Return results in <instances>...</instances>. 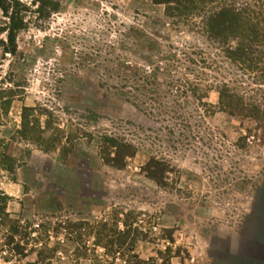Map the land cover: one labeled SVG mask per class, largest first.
Segmentation results:
<instances>
[{
	"label": "rangeland",
	"instance_id": "374dc122",
	"mask_svg": "<svg viewBox=\"0 0 264 264\" xmlns=\"http://www.w3.org/2000/svg\"><path fill=\"white\" fill-rule=\"evenodd\" d=\"M21 1L16 51L0 47V139L16 162L0 189L39 239L20 256L0 224V264L217 263L264 209V38L241 64L227 56L238 39L217 43L169 3L59 0L38 17ZM228 1L264 22V0ZM219 91L244 107L226 111ZM104 137L130 152L122 166Z\"/></svg>",
	"mask_w": 264,
	"mask_h": 264
},
{
	"label": "trees",
	"instance_id": "16d2710c",
	"mask_svg": "<svg viewBox=\"0 0 264 264\" xmlns=\"http://www.w3.org/2000/svg\"><path fill=\"white\" fill-rule=\"evenodd\" d=\"M156 3H169V9L179 11L178 16H198L204 27V31L209 38L217 43H225L229 37L238 39L236 48L227 50V56L234 61L244 64L248 57L247 55L256 51L255 43L259 41L260 37L264 38V22L259 20L257 16H252L248 7L237 8L235 4L226 0H154ZM34 4H38L34 12L38 17L49 16L51 12H56L59 6V0H32ZM247 6V5H245ZM30 10L21 0H0V47L4 54L13 55L16 51V36L18 32L26 26L27 13ZM257 15H259L257 13ZM259 43V42H257ZM235 95H230L226 91H219L220 107L226 109L230 113L236 111V107L242 104L241 99L237 100L236 104L232 102ZM229 97V99H227ZM239 101V104H238ZM32 109L23 107L21 112L20 129L16 133L21 137L22 135H29L37 123L36 118L30 117ZM105 142L110 147L114 148L113 157L108 161L115 167L122 166V161L125 157L131 156L130 152L124 146L119 147L113 145L112 138L104 137ZM7 144L4 139H0V175L1 172L6 171L13 173L16 167L14 158L7 151ZM9 196L0 189V224L7 225L9 233L6 235V244L13 250L14 253L20 256H26L24 250L26 249V240H33L35 243L39 238L34 239L30 237L26 228L19 224V220L11 219L9 213L6 211ZM77 226V225H75ZM80 227V226H77ZM102 231L108 232L106 224H100L96 229V234L101 235ZM128 232V231H126ZM15 236H19L17 241ZM124 244L119 238V245ZM33 249V248H32ZM44 254V253H42Z\"/></svg>",
	"mask_w": 264,
	"mask_h": 264
},
{
	"label": "crops",
	"instance_id": "0c3cea01",
	"mask_svg": "<svg viewBox=\"0 0 264 264\" xmlns=\"http://www.w3.org/2000/svg\"><path fill=\"white\" fill-rule=\"evenodd\" d=\"M233 240L226 254L211 264H264V209L252 214Z\"/></svg>",
	"mask_w": 264,
	"mask_h": 264
}]
</instances>
